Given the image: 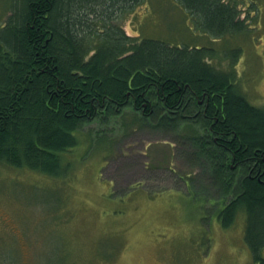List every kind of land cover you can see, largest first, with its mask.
Returning <instances> with one entry per match:
<instances>
[{
  "label": "trees",
  "instance_id": "trees-1",
  "mask_svg": "<svg viewBox=\"0 0 264 264\" xmlns=\"http://www.w3.org/2000/svg\"><path fill=\"white\" fill-rule=\"evenodd\" d=\"M167 2L13 0L0 24V164L59 181L78 136L110 137V149L117 117L164 143L187 139L198 147L190 158L207 161L220 225L243 212L253 264H264V106L238 90L240 49L221 70L206 61L212 47L176 42L160 24L161 36L124 28L142 6L166 23L160 9L168 4L220 39L248 30L247 15L236 0Z\"/></svg>",
  "mask_w": 264,
  "mask_h": 264
},
{
  "label": "rangeland",
  "instance_id": "rangeland-1",
  "mask_svg": "<svg viewBox=\"0 0 264 264\" xmlns=\"http://www.w3.org/2000/svg\"><path fill=\"white\" fill-rule=\"evenodd\" d=\"M236 1L248 30L226 38L202 34L193 17L180 19L168 4L160 9L166 23L142 6L124 28L161 36L160 24L176 42L212 47L216 56L206 61L221 70L231 69L230 53L240 49L235 82L261 107L264 0ZM12 4L0 0V24ZM115 119L110 149V137L84 142L81 134L63 153L69 169L59 181L0 164V264H253L243 212L220 225L205 156H189L198 147L164 143L157 132Z\"/></svg>",
  "mask_w": 264,
  "mask_h": 264
}]
</instances>
